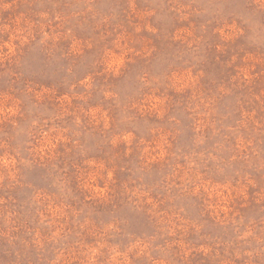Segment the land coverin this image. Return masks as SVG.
Segmentation results:
<instances>
[{
  "label": "rangeland",
  "instance_id": "obj_1",
  "mask_svg": "<svg viewBox=\"0 0 264 264\" xmlns=\"http://www.w3.org/2000/svg\"><path fill=\"white\" fill-rule=\"evenodd\" d=\"M0 264H264V0H0Z\"/></svg>",
  "mask_w": 264,
  "mask_h": 264
}]
</instances>
